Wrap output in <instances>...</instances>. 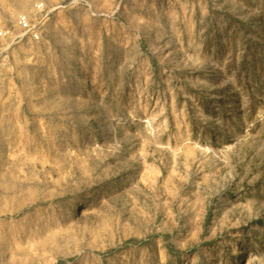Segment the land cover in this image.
Masks as SVG:
<instances>
[{
    "label": "rangeland",
    "instance_id": "obj_1",
    "mask_svg": "<svg viewBox=\"0 0 264 264\" xmlns=\"http://www.w3.org/2000/svg\"><path fill=\"white\" fill-rule=\"evenodd\" d=\"M21 14L0 264H264V0H0Z\"/></svg>",
    "mask_w": 264,
    "mask_h": 264
},
{
    "label": "built area",
    "instance_id": "obj_2",
    "mask_svg": "<svg viewBox=\"0 0 264 264\" xmlns=\"http://www.w3.org/2000/svg\"><path fill=\"white\" fill-rule=\"evenodd\" d=\"M40 7V6H38ZM41 38L40 28L37 23L32 22L28 15L21 14L17 17L14 26L0 25V43L11 45L22 44L26 39L39 41ZM5 52L0 49V58Z\"/></svg>",
    "mask_w": 264,
    "mask_h": 264
},
{
    "label": "bare ground",
    "instance_id": "obj_3",
    "mask_svg": "<svg viewBox=\"0 0 264 264\" xmlns=\"http://www.w3.org/2000/svg\"><path fill=\"white\" fill-rule=\"evenodd\" d=\"M225 213V212H224ZM225 216V215H224ZM239 264V263H238Z\"/></svg>",
    "mask_w": 264,
    "mask_h": 264
}]
</instances>
